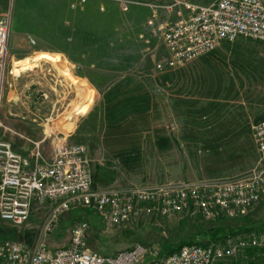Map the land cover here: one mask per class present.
Instances as JSON below:
<instances>
[{
    "label": "rangeland",
    "instance_id": "rangeland-1",
    "mask_svg": "<svg viewBox=\"0 0 264 264\" xmlns=\"http://www.w3.org/2000/svg\"><path fill=\"white\" fill-rule=\"evenodd\" d=\"M188 1L206 5L214 0ZM172 3L0 0V16L8 14L11 23L8 68L18 64L20 70L21 61L50 58L40 54L54 62L39 61L21 77V72L4 75L0 136L26 158L37 143L49 157L53 140L62 137L84 146L95 188L112 183L116 188L217 183L260 168L252 128L264 121V43H223L173 68L159 32L176 20V10L168 11ZM51 70H58L48 77L52 89L40 79L41 74L52 75ZM12 82L18 83L17 92ZM97 163L106 167L103 172L97 171ZM108 172L115 182L108 184ZM150 208L143 206L129 224L108 233L93 224L98 215L92 210L66 213L44 246L62 249L82 214L91 228L86 242L92 251L109 256L144 245L148 253L140 264L186 244L224 245L227 237L264 234V198L239 219L214 222L191 211L165 219ZM40 222L39 216L33 217L28 227H39ZM220 228L230 233L211 240ZM5 241L31 247L34 236L27 227L19 230L0 223V243ZM263 248H256L251 257L252 249L234 259L225 256L218 264H261Z\"/></svg>",
    "mask_w": 264,
    "mask_h": 264
},
{
    "label": "built area",
    "instance_id": "built-area-1",
    "mask_svg": "<svg viewBox=\"0 0 264 264\" xmlns=\"http://www.w3.org/2000/svg\"><path fill=\"white\" fill-rule=\"evenodd\" d=\"M172 1L168 11L176 10V20L162 25L159 32L173 68L223 43L242 39L264 43V0H214L206 5ZM10 26V16L1 15L0 103L3 77L12 75V66L8 68ZM252 137L262 166L244 176L217 183L95 188L84 146L69 144L62 137L53 140L49 157L37 143L26 158L0 136V223L19 230L27 227L34 236L31 247L17 241L0 243V264H140L147 256L148 248L140 244L114 255L96 254L86 242L89 224L80 219L72 224L62 249H47L44 239L56 230L63 215L77 210L94 211L103 233L125 227L143 206L165 219L186 211L211 222L247 215L264 198V121L252 128ZM36 216L41 218L39 227H28ZM260 247H264V234L250 233L227 237L224 245H184L149 264H218L225 256L234 259Z\"/></svg>",
    "mask_w": 264,
    "mask_h": 264
},
{
    "label": "crops",
    "instance_id": "crops-1",
    "mask_svg": "<svg viewBox=\"0 0 264 264\" xmlns=\"http://www.w3.org/2000/svg\"><path fill=\"white\" fill-rule=\"evenodd\" d=\"M16 54L15 53H12V56H15ZM40 55H45V56H48V57H50V58H52L51 56H49V55H46V54H40ZM40 55H38V56H40ZM62 58L64 59L65 57L64 56H62V57H60V58H55V59H59V60H62ZM53 59V58H52ZM48 63V62H47ZM37 65H35V67H36ZM30 72H31V70H29ZM52 71V75H50V74H41V81H43L44 83H46V84H48V86H49V88L50 89H52V88H54V85H52V84H49V82H48V77H54L55 76V72L57 73V71L58 70H51ZM28 71H26V72H22L21 74H20V76H18V77H21V76H24V74L25 73H27ZM62 74H65V72H62ZM70 76L72 77V78H74V79H76V80H81L80 79V77L79 76H76V75H74V73L73 72H71V74H70ZM59 77V76H58ZM51 81V80H50ZM16 84H18V83H16ZM16 84H15V82H12V89L15 91V92H17V89L15 88L16 87ZM69 87H75V86H73V85H70L69 84ZM27 88V85L25 86V87H23V89H26ZM73 89V88H72ZM7 102H10V101H7ZM32 122H35V121H32ZM97 165H99V166H97V171L98 172H103V169L104 168H106V167H103V165L102 164H100V163H97ZM101 166V167H100ZM102 175V174H101ZM110 182H115V180H113V176H112V174H109V172H108V184L110 183ZM93 185H95L94 184V181H93ZM111 185V184H110ZM112 185H113V183H112ZM111 185V186H112ZM72 212H74V211H72ZM93 212V211H92ZM86 214H82L81 215V218H79L80 220H84V216H85ZM79 219H77V220H79ZM97 220V221H96ZM86 221V220H85ZM95 221L96 222H93V224H95L97 227H98V229H100L101 230V226H102V224H101V221H100V219H99V217H97L96 216V219H95ZM91 225V224H90ZM92 226V225H91ZM94 227V226H93ZM97 227H96V230H97ZM90 227H89V231H88V233H87V236L89 235V232H90ZM98 235H100L101 236V233L100 232H98Z\"/></svg>",
    "mask_w": 264,
    "mask_h": 264
},
{
    "label": "bare ground",
    "instance_id": "bare-ground-1",
    "mask_svg": "<svg viewBox=\"0 0 264 264\" xmlns=\"http://www.w3.org/2000/svg\"><path fill=\"white\" fill-rule=\"evenodd\" d=\"M39 61H44V62H48V63H54L50 58H45V57H37L33 63H29V61L25 60V61H21L19 64H22L23 67L22 69H18L16 66H19L18 64H13L12 66V73H14L16 76L19 72H26L29 70H33V68L35 67L36 64H38ZM49 131V130H48ZM153 262V261H152ZM151 263V262H150Z\"/></svg>",
    "mask_w": 264,
    "mask_h": 264
},
{
    "label": "trees",
    "instance_id": "trees-1",
    "mask_svg": "<svg viewBox=\"0 0 264 264\" xmlns=\"http://www.w3.org/2000/svg\"><path fill=\"white\" fill-rule=\"evenodd\" d=\"M224 229H222V228H220V229H218V230H216V231H214L211 235H210V238H211V240H221V239H223V238H225L226 236H227V234L228 233H230L229 231H223ZM186 245H189V244H186ZM198 245H202V244H198ZM182 247V246H181ZM180 248V247H179ZM178 248V249H179ZM262 253H264V248L263 249H259ZM256 252V249H252V250H250V252H249V254L248 255H250V257L254 254ZM170 253H172V252H170ZM169 253V254H170ZM249 264H255V263H249ZM261 264H264V259H263V261L261 262Z\"/></svg>",
    "mask_w": 264,
    "mask_h": 264
}]
</instances>
